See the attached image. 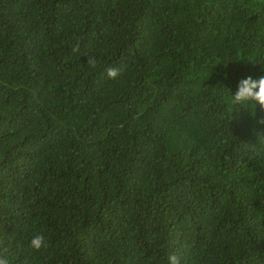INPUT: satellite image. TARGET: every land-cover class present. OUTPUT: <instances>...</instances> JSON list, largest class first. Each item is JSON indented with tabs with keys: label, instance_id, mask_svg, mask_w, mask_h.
I'll return each mask as SVG.
<instances>
[{
	"label": "trees",
	"instance_id": "1",
	"mask_svg": "<svg viewBox=\"0 0 264 264\" xmlns=\"http://www.w3.org/2000/svg\"><path fill=\"white\" fill-rule=\"evenodd\" d=\"M261 76L264 0H0V256L264 264Z\"/></svg>",
	"mask_w": 264,
	"mask_h": 264
},
{
	"label": "clouds",
	"instance_id": "2",
	"mask_svg": "<svg viewBox=\"0 0 264 264\" xmlns=\"http://www.w3.org/2000/svg\"><path fill=\"white\" fill-rule=\"evenodd\" d=\"M73 52H79V46H75L72 49ZM97 61L89 58L88 64L91 67L96 66ZM121 68L108 67L105 72L109 79H116L121 74ZM234 104L241 106H256L257 104L261 109H264V76L258 79L248 77L239 82L238 91L235 96L232 97ZM48 239L43 232L36 233L32 236L29 247L34 251H40L47 247ZM0 264H9L7 256H0ZM167 264H181V257L172 253L168 256Z\"/></svg>",
	"mask_w": 264,
	"mask_h": 264
}]
</instances>
